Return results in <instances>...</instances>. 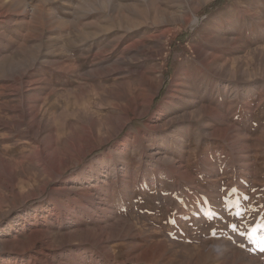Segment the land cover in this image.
<instances>
[{"label":"rangeland","instance_id":"374dc122","mask_svg":"<svg viewBox=\"0 0 264 264\" xmlns=\"http://www.w3.org/2000/svg\"><path fill=\"white\" fill-rule=\"evenodd\" d=\"M262 238L264 0H0V264H264Z\"/></svg>","mask_w":264,"mask_h":264},{"label":"snow or ice","instance_id":"6c2138e0","mask_svg":"<svg viewBox=\"0 0 264 264\" xmlns=\"http://www.w3.org/2000/svg\"><path fill=\"white\" fill-rule=\"evenodd\" d=\"M235 230V229H234ZM260 250L264 251V238H262L261 243H260Z\"/></svg>","mask_w":264,"mask_h":264},{"label":"bare ground","instance_id":"6f19581e","mask_svg":"<svg viewBox=\"0 0 264 264\" xmlns=\"http://www.w3.org/2000/svg\"><path fill=\"white\" fill-rule=\"evenodd\" d=\"M192 22H193V23H196V20H193ZM149 105H150V103H149Z\"/></svg>","mask_w":264,"mask_h":264}]
</instances>
